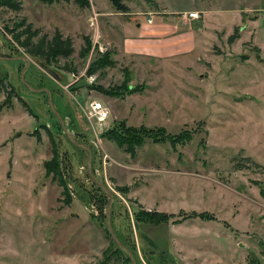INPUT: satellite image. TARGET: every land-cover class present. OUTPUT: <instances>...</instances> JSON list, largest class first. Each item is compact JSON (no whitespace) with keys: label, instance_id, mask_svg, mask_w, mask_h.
<instances>
[{"label":"rangeland","instance_id":"374dc122","mask_svg":"<svg viewBox=\"0 0 264 264\" xmlns=\"http://www.w3.org/2000/svg\"><path fill=\"white\" fill-rule=\"evenodd\" d=\"M17 1L0 7V264H119L83 146L136 264H264V0H158L180 22L209 8L195 12L202 47L158 61L105 42L102 13L118 11L107 0ZM153 1L121 0V19ZM55 34L72 53L46 62L34 47ZM92 102L108 111L102 126ZM118 123L129 146L103 137ZM140 211L173 218L138 224Z\"/></svg>","mask_w":264,"mask_h":264},{"label":"crops","instance_id":"0c3cea01","mask_svg":"<svg viewBox=\"0 0 264 264\" xmlns=\"http://www.w3.org/2000/svg\"><path fill=\"white\" fill-rule=\"evenodd\" d=\"M107 1L111 5L110 1ZM91 5H94L93 2H91ZM152 5V8L146 6V10L143 12L132 8L131 14L135 15L136 18H128V20H122L121 17L125 16L126 13L123 15L119 11L111 13L108 10L102 13L105 17L103 20L107 27L106 31H108L104 32L102 37L113 48V51L125 56L144 57L148 58L146 59L148 61H158L179 55H188L202 47L204 40L202 37V34H204L203 27L201 30L197 31L195 29L194 31V20L178 21L173 15L181 12L169 10L158 0L153 1ZM190 12H198L203 14L204 17L209 13V8L206 4H202L200 9H190L187 13ZM128 14L130 12H127ZM147 15H150V18L145 17ZM133 19L136 27L131 30L129 24L133 22H131ZM148 19H151V23L147 22ZM114 23L118 24L123 32V35L118 38ZM146 205L151 204L147 203Z\"/></svg>","mask_w":264,"mask_h":264},{"label":"trees","instance_id":"16d2710c","mask_svg":"<svg viewBox=\"0 0 264 264\" xmlns=\"http://www.w3.org/2000/svg\"><path fill=\"white\" fill-rule=\"evenodd\" d=\"M55 1H57V0H43V2L46 3V4H52ZM74 1L76 3H78V4H80L81 6H84V7H88L89 6L88 0H74ZM109 1H110L111 5L114 6L118 11L123 9V7L121 5V0H109ZM1 6L10 8V9H12L14 11H19V9H20V3L17 0H3V1H0V7ZM238 38H239V34H238V29L236 27V28H234L233 33L227 38V42H228V44H232ZM42 49H43L42 44L37 45V46L34 47V52H36V54H38L39 56L42 55L43 60L46 61V62H48L51 58H54L56 56L68 57L72 53L70 40L69 39H62L58 34L54 35L53 40L51 41V43H49L46 52L43 53ZM106 65H108L107 64V59H103V61L100 64H98L97 66H95L94 68L100 66L99 67V69H100V68L105 67ZM122 95H123L122 93L121 94L118 93V94L113 95V96H122ZM119 127H124V124L123 123H118V124L113 125L109 131L104 133L103 137H105L107 140L113 141L119 147H122L125 144L129 146L130 143L128 144L126 139H122V137L114 135L115 133H120L119 130H118ZM146 137L150 138L149 136H145V138ZM154 141L157 142L156 139H154ZM142 142H143L142 139L140 141H138L137 142V146L141 145ZM127 150H129V149L127 148ZM246 160H249V159H246ZM240 168L241 167H237V170H239ZM46 174L47 175L48 174H52V172L48 168H46ZM92 183L96 187V189L100 193L103 194L102 196L105 197L106 193L103 192L102 189L99 188L93 181H92ZM63 189H64V192H65V188L64 187H63ZM107 201H108V199H106L105 205L107 204ZM104 218L106 220L105 216H104ZM171 218H173V215H170V214L140 211L138 214H136L135 221L138 224H149V225H153V226H156V225L158 226V225H162V224L167 223L168 220H170ZM106 232L108 233V235L110 237V234H109L107 228H106ZM110 239H111V237H110ZM112 243H113V245L115 247L114 251L119 256V259H117L119 264H132L129 256L122 249H120L114 243V241H112ZM121 245L123 247H125L132 254V252L125 245H123L122 243H121ZM133 257H134V255H133Z\"/></svg>","mask_w":264,"mask_h":264},{"label":"water","instance_id":"95a60500","mask_svg":"<svg viewBox=\"0 0 264 264\" xmlns=\"http://www.w3.org/2000/svg\"><path fill=\"white\" fill-rule=\"evenodd\" d=\"M4 60H6V59H4ZM28 66H29V61H26V64H25V69H24V71L22 72V75L25 73V71L27 70V68H28ZM42 68H43V70L46 72L47 71V73H49L50 75H52L53 77H55L56 79H58L59 77L55 74V73H53V72H51V71H49L48 70V68H47V66H42ZM45 92H46V90H44ZM48 93V102H49V104L52 106V104H51V98H50V96H49V92H47ZM62 127V126H61ZM64 133L66 134V136H67V138L70 140V142H72V143H74L75 145H77V146H81L80 144H78L77 142H75V140H73L72 138H70L69 137V135H68V132H66V130L64 129ZM83 147H85V149L87 150V153H88V157H87V173H88V176L90 177V179L99 187V188H101L102 189V191L103 192H105L106 193V195L108 196V204H107V208H106V212H105V217H106V227H107V230H108V232H109V234H110V236L112 237V239H113V241H114V243L120 248V249H122L128 256H129V258H130V260H131V263L132 264H136L135 263V259H134V257H133V255L125 248V247H123L122 245H121V243L118 241V239L116 238V236H115V234H114V232H113V229H112V226H111V221H110V211H111V204H112V200H113V195L107 190V188L102 184V183H100L98 180H97V178L93 175V173H92V170H91V152H90V149L88 148V147H86V146H83Z\"/></svg>","mask_w":264,"mask_h":264},{"label":"built area","instance_id":"2783aa9c","mask_svg":"<svg viewBox=\"0 0 264 264\" xmlns=\"http://www.w3.org/2000/svg\"><path fill=\"white\" fill-rule=\"evenodd\" d=\"M180 20L188 19V20H197L198 19V13L190 12L186 14H182V16H179ZM150 22V21H149ZM91 82L94 81V77H91L89 79ZM88 117L90 120L94 121L95 124L102 126L108 118V111L97 102H92L89 105L88 109Z\"/></svg>","mask_w":264,"mask_h":264}]
</instances>
